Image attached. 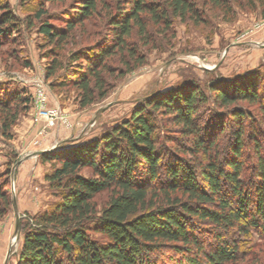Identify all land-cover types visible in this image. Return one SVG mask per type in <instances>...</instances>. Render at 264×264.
<instances>
[{
	"label": "trees",
	"instance_id": "trees-1",
	"mask_svg": "<svg viewBox=\"0 0 264 264\" xmlns=\"http://www.w3.org/2000/svg\"><path fill=\"white\" fill-rule=\"evenodd\" d=\"M30 1L45 78L72 87L80 109L143 66L174 36L175 18L199 25L213 9L231 20L237 7L264 19V0ZM47 2L62 6L57 22ZM19 24L0 0V47ZM30 102L23 88L0 86V135L11 137ZM41 157L57 162L46 179L59 200L20 220L13 264H264L263 67L149 95L99 137ZM7 177L0 216L11 205Z\"/></svg>",
	"mask_w": 264,
	"mask_h": 264
},
{
	"label": "rangeland",
	"instance_id": "rangeland-1",
	"mask_svg": "<svg viewBox=\"0 0 264 264\" xmlns=\"http://www.w3.org/2000/svg\"><path fill=\"white\" fill-rule=\"evenodd\" d=\"M6 1L20 24L19 31L11 32L14 40L10 38L0 47V86L23 88L31 102L12 126L11 137L0 135V174L7 172L11 200L8 211L0 216V264L15 261L22 242L20 220L49 210L59 200L46 179L57 162L43 159L42 152L99 137L128 118L149 95L183 88L190 82L205 89L213 78H232L264 68V19L259 12L234 7L233 18L223 20L221 13L211 9L207 20L199 25L175 18L174 36L148 51L143 66L118 79L104 99L80 109L72 87L52 88V82L45 78V41L38 33L37 20L33 27L28 26L30 16L37 11L32 8L35 3ZM45 9L54 16L51 21L57 22L62 6L47 2ZM48 111L59 118L47 115ZM82 173L89 175L91 171L86 167ZM105 198V192L97 197L99 208ZM91 236L102 239L97 232ZM252 240H258L257 236Z\"/></svg>",
	"mask_w": 264,
	"mask_h": 264
},
{
	"label": "built area",
	"instance_id": "built-area-1",
	"mask_svg": "<svg viewBox=\"0 0 264 264\" xmlns=\"http://www.w3.org/2000/svg\"><path fill=\"white\" fill-rule=\"evenodd\" d=\"M46 114L49 116H56L57 115L55 112H51V111L46 112ZM56 117L59 118V116H56Z\"/></svg>",
	"mask_w": 264,
	"mask_h": 264
},
{
	"label": "water",
	"instance_id": "water-1",
	"mask_svg": "<svg viewBox=\"0 0 264 264\" xmlns=\"http://www.w3.org/2000/svg\"><path fill=\"white\" fill-rule=\"evenodd\" d=\"M18 226H19V221H18V219H16V227H15L16 231L18 230Z\"/></svg>",
	"mask_w": 264,
	"mask_h": 264
},
{
	"label": "crops",
	"instance_id": "crops-1",
	"mask_svg": "<svg viewBox=\"0 0 264 264\" xmlns=\"http://www.w3.org/2000/svg\"><path fill=\"white\" fill-rule=\"evenodd\" d=\"M67 139L65 138V139H60V144H61V142H63V141H66Z\"/></svg>",
	"mask_w": 264,
	"mask_h": 264
}]
</instances>
